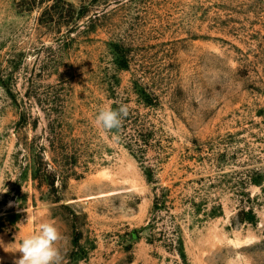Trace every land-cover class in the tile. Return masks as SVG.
I'll list each match as a JSON object with an SVG mask.
<instances>
[{
  "label": "rangeland",
  "instance_id": "rangeland-1",
  "mask_svg": "<svg viewBox=\"0 0 264 264\" xmlns=\"http://www.w3.org/2000/svg\"><path fill=\"white\" fill-rule=\"evenodd\" d=\"M47 220L65 264H264V0H0V264Z\"/></svg>",
  "mask_w": 264,
  "mask_h": 264
},
{
  "label": "clouds",
  "instance_id": "clouds-1",
  "mask_svg": "<svg viewBox=\"0 0 264 264\" xmlns=\"http://www.w3.org/2000/svg\"><path fill=\"white\" fill-rule=\"evenodd\" d=\"M128 116L126 105L116 108L103 107L95 116V125L106 133H113L118 139L123 120ZM63 236L54 220L42 221L38 228L25 236L16 251L22 255L14 264H65L59 244Z\"/></svg>",
  "mask_w": 264,
  "mask_h": 264
},
{
  "label": "trees",
  "instance_id": "trees-1",
  "mask_svg": "<svg viewBox=\"0 0 264 264\" xmlns=\"http://www.w3.org/2000/svg\"><path fill=\"white\" fill-rule=\"evenodd\" d=\"M145 102L151 103L148 98L145 99ZM119 131L123 133L128 148L140 158V160L144 162L148 161L145 168L149 180L155 184L156 205H166L169 196L168 189L159 184V181L156 179V166L158 164H153L149 158V153L152 150V140L155 134L154 131L146 126V123L139 115H134L133 111L129 112L128 116L123 120ZM45 149L44 145H41L40 149L37 150V157L35 158L36 168L38 175L40 174V179L55 189L57 181L65 177L63 176L65 170L61 167L59 168L49 164L45 159Z\"/></svg>",
  "mask_w": 264,
  "mask_h": 264
}]
</instances>
